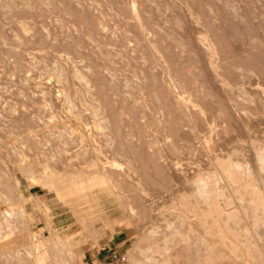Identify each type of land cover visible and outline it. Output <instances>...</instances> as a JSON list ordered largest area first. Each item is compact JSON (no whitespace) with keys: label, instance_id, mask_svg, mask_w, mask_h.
Returning <instances> with one entry per match:
<instances>
[{"label":"rangeland","instance_id":"rangeland-1","mask_svg":"<svg viewBox=\"0 0 264 264\" xmlns=\"http://www.w3.org/2000/svg\"><path fill=\"white\" fill-rule=\"evenodd\" d=\"M0 207V264H264V0H0Z\"/></svg>","mask_w":264,"mask_h":264},{"label":"bare ground","instance_id":"bare-ground-1","mask_svg":"<svg viewBox=\"0 0 264 264\" xmlns=\"http://www.w3.org/2000/svg\"><path fill=\"white\" fill-rule=\"evenodd\" d=\"M83 79V78H82ZM84 82V81H83ZM82 83V82H81ZM62 85V84H61ZM87 86H88V84H86ZM82 86V85H81ZM83 87V86H82ZM94 89V88H93ZM82 96V95H81ZM66 97V96H65ZM66 99V98H65ZM180 99V98H179ZM90 101V100H89ZM95 101V100H94ZM71 103V102H70ZM67 104H68V102H67ZM92 107V106H91ZM90 108V107H89ZM94 112V111H93ZM96 111L94 112V114L96 115ZM98 114V113H97ZM96 117V116H95ZM102 118V117H101ZM100 163V162H99ZM217 163H219V165H226V161H222V160H220V159H217ZM101 164H103V163H101ZM66 165V164H65ZM65 165H64V167H65ZM93 166H92V168L91 169H102L103 168V166L102 165H97L96 163H93L92 164ZM104 165V164H103ZM65 168H67V167H65ZM70 168V167H69ZM77 170H78V168H76ZM87 169H88V166H87ZM64 170V169H63ZM69 170V169H68ZM67 170V171H68ZM89 170V169H88ZM66 171V172H67ZM72 172H73V170H72ZM82 172H84V170L82 171ZM81 172V173H82ZM95 172V171H94ZM93 172V173H94ZM97 173L96 174H98L99 172H98V170L96 171ZM80 173V172H79ZM86 173V172H85ZM90 174H91V172H90ZM100 174V173H99ZM76 176V175H75ZM80 176V175H79ZM98 176V175H97ZM72 181H76V180H71V182ZM68 183V182H67ZM66 183V184H67ZM77 184H78V182H77ZM68 185V188H69V185L70 184H67ZM67 185H66V187H67ZM72 185H75V183L74 184H72ZM70 187H71V185H70ZM74 187H76V186H74ZM62 188H64V186L62 187ZM73 189V188H72ZM71 189V190H72ZM63 190V189H62ZM76 190H77V188H76ZM70 191V190H69ZM71 193V192H70ZM66 194V193H65ZM84 194V193H83ZM83 194H81V195H83ZM78 195H79V193H78ZM77 195V196H78ZM80 195V196H81ZM70 196V195H69ZM77 196H75L74 195V197H77ZM71 197V196H70ZM69 198V197H68ZM215 198H216V196L215 195H212V193L210 194V192H209V200L207 201V204H208V206H209V208H210V210L211 211H214L215 213H216V215H217V217H220L221 215H223L224 214V209L222 208V206L218 203V202H216L215 201ZM70 199V198H69ZM61 200H62V197H61ZM71 200H73L72 198H71ZM83 200V199H82ZM79 201V200H78ZM77 201V202H78ZM71 202L72 201H70V204H71ZM75 203V202H74ZM231 203V202H230ZM230 203L229 202H227L226 203V205H228V206H230ZM20 208H21V210H22V212L23 211H25V206H24V204L22 205H20L19 206V210H20ZM4 212H5V209L4 208H1L0 207V213L1 214H4ZM25 213V212H24ZM232 214V211H228V212H226L225 213V215H227V217H229V215H231ZM20 216H22V215H20ZM26 218V217H25ZM179 218V217H178ZM186 219V218H185ZM197 219V218H196ZM199 219V218H198ZM24 221V220H23ZM177 221V220H176ZM6 222V221H5ZM14 223V222H13ZM3 224V223H2ZM182 224V223H181ZM180 224V225H181ZM185 224V223H184ZM225 225V228H222L221 230H220V233H222V234H226L227 232H228V229H227V224H228V221H226L225 223H224ZM190 228V227H189ZM188 228V229H189ZM191 230V229H190ZM154 236V235H153ZM44 240L45 241H47L48 240V242H51L54 246H56L57 248H58V253L60 254V257H62V255H63V253H64V248L63 247H60V241L62 240L61 239V237L60 236H58V235H53V237H49V235L47 234V235H44ZM183 241V240H182ZM176 246V245H175ZM150 247H152V246H150ZM153 249V248H152ZM192 249V248H191ZM188 250V249H187ZM15 252H18V250L16 249L15 251H13V250H8V251H4V250H1L0 249V255L1 256H3V257H1V258H4L5 257V259H7L8 257H12L13 256V254L15 253ZM153 252V251H152ZM158 252H160V251H158ZM160 256V255H159ZM158 256V257H159ZM177 259V258H176ZM152 260V259H151ZM141 261V260H140ZM155 261H157V260H155ZM148 263V262H147ZM158 263H160L159 261H158ZM157 263V264H158ZM162 263V262H161ZM142 264V263H141ZM163 264H165V261L163 262ZM178 264V263H177Z\"/></svg>","mask_w":264,"mask_h":264},{"label":"crops","instance_id":"crops-1","mask_svg":"<svg viewBox=\"0 0 264 264\" xmlns=\"http://www.w3.org/2000/svg\"><path fill=\"white\" fill-rule=\"evenodd\" d=\"M124 235L125 232L123 230L113 234L94 256H90L86 264H104L106 261L111 260L113 256H119Z\"/></svg>","mask_w":264,"mask_h":264},{"label":"built area","instance_id":"built-area-1","mask_svg":"<svg viewBox=\"0 0 264 264\" xmlns=\"http://www.w3.org/2000/svg\"><path fill=\"white\" fill-rule=\"evenodd\" d=\"M118 256H113V259H116Z\"/></svg>","mask_w":264,"mask_h":264}]
</instances>
